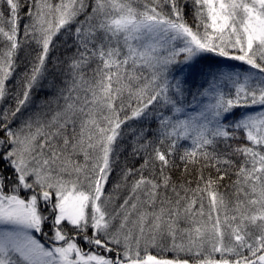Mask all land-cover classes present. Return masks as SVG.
<instances>
[{"label": "snow or ice", "instance_id": "snow-or-ice-1", "mask_svg": "<svg viewBox=\"0 0 264 264\" xmlns=\"http://www.w3.org/2000/svg\"><path fill=\"white\" fill-rule=\"evenodd\" d=\"M0 45V264H264V0H0Z\"/></svg>", "mask_w": 264, "mask_h": 264}, {"label": "trees", "instance_id": "trees-1", "mask_svg": "<svg viewBox=\"0 0 264 264\" xmlns=\"http://www.w3.org/2000/svg\"><path fill=\"white\" fill-rule=\"evenodd\" d=\"M188 18L191 22V11L190 9L188 10ZM22 38V37H21ZM65 39H68V43L71 44V40L65 36L58 37L55 40V45L56 47L52 49L50 52V57H49V62L47 64L48 67V74H47V80H45L44 83V88L35 90L33 92V103L36 102H41L43 105L44 101L47 100H54V91L48 87V82L53 80L55 76V70H54V64L53 61L56 60L57 57H59L61 60L65 59L67 56H70L72 54V49L68 46H66L63 41ZM3 45H0L2 47ZM36 45L32 44L30 47H26L23 50H21L18 53V58H17V64L19 65L16 75L12 81L9 82V87H15L16 82L22 75L23 71L26 70L25 66L29 64V61L33 59L35 56L36 52ZM56 82L59 83V78H56ZM63 101H60L62 103ZM63 104V103H62ZM55 106V103L52 104ZM7 106L4 103H0V108H3ZM19 123V121L17 122ZM221 148H223V145H221ZM130 148L127 149L126 151H122L119 157V165L117 166L116 172L113 173L110 182L107 186L108 191L112 190L113 184L118 180V172L120 170V167H122L125 163H127L129 166L136 165L139 166L141 161L139 160H133V158L130 156ZM177 167L172 169L170 172V175L172 177V183L173 185H183L184 187H190L192 189H195L197 186V181L200 173V168L199 166L195 167H189L187 171L184 170V165L180 163V161H177ZM2 166V164H1ZM203 175L205 177L212 176L215 178L218 174L216 172V169L213 167H206L203 170ZM235 175L232 170H230V175L225 177L223 181H220L219 184V191L221 193H228L229 198H232L231 193H232V188L230 187L231 182L235 180ZM177 191L180 192V195L183 196L184 192L180 190L179 187H177ZM128 190L125 187H122L119 192L116 194L119 196L118 200L120 201L119 203L123 202V198L128 195ZM161 194H165L163 189L161 190ZM166 195L171 198L173 201L176 199L175 194L172 191V188L169 187L167 190ZM189 196H191V193H189ZM141 199H144L143 195H141ZM207 200H205V212H207ZM188 226L187 221H182L180 224L181 228H185ZM156 249H153V252L155 253ZM166 255H173L172 253H166ZM183 255V254H182ZM189 259H192L189 257Z\"/></svg>", "mask_w": 264, "mask_h": 264}, {"label": "rangeland", "instance_id": "rangeland-1", "mask_svg": "<svg viewBox=\"0 0 264 264\" xmlns=\"http://www.w3.org/2000/svg\"><path fill=\"white\" fill-rule=\"evenodd\" d=\"M211 59H215V58H211ZM209 62H211V60L206 61L205 63H209ZM229 63L236 65L238 70H241V71L246 70L248 68L247 65H242V62L230 61ZM43 83H45V81ZM54 110H55V106H53V105L51 106V109H49L47 107H44L41 102L38 103L35 101V103H32V105L29 107V109L27 111H25L24 115L28 116L34 112H41V113H47V116H45L44 119H49L51 117L52 111H54ZM2 167H3V165L1 166V164H0V168H2ZM117 197L119 198V196H117ZM119 202L120 201L117 199L116 203H119Z\"/></svg>", "mask_w": 264, "mask_h": 264}]
</instances>
